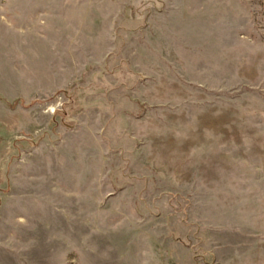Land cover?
Wrapping results in <instances>:
<instances>
[{"label":"rangeland","instance_id":"374dc122","mask_svg":"<svg viewBox=\"0 0 264 264\" xmlns=\"http://www.w3.org/2000/svg\"><path fill=\"white\" fill-rule=\"evenodd\" d=\"M0 264H264V0H0Z\"/></svg>","mask_w":264,"mask_h":264},{"label":"bare ground","instance_id":"6f19581e","mask_svg":"<svg viewBox=\"0 0 264 264\" xmlns=\"http://www.w3.org/2000/svg\"><path fill=\"white\" fill-rule=\"evenodd\" d=\"M52 109V108H51Z\"/></svg>","mask_w":264,"mask_h":264}]
</instances>
